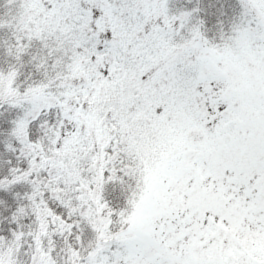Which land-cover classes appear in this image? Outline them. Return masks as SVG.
<instances>
[{
    "label": "snow or ice",
    "instance_id": "6c2138e0",
    "mask_svg": "<svg viewBox=\"0 0 264 264\" xmlns=\"http://www.w3.org/2000/svg\"><path fill=\"white\" fill-rule=\"evenodd\" d=\"M0 264H264V0H0Z\"/></svg>",
    "mask_w": 264,
    "mask_h": 264
}]
</instances>
